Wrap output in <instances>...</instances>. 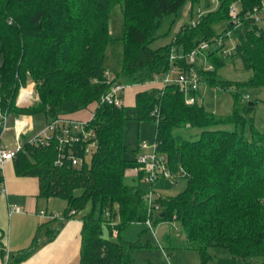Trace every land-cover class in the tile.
Wrapping results in <instances>:
<instances>
[{
  "label": "trees",
  "instance_id": "trees-1",
  "mask_svg": "<svg viewBox=\"0 0 264 264\" xmlns=\"http://www.w3.org/2000/svg\"><path fill=\"white\" fill-rule=\"evenodd\" d=\"M216 2L215 10L195 17V8L203 3L210 8V0H0V113L31 117L46 126L58 119L76 120L71 116L95 107L90 127L97 135L96 148L86 158L87 144L73 147V155L85 159L81 165L67 159L57 165L62 161L58 142L36 146L31 143L36 134L22 137V149L11 160L18 176L38 179L40 197L67 202L65 220L93 204L81 217L80 264H136L139 244L124 240L123 232L154 222L142 183L143 165L127 157L125 130L130 121L156 125L158 154L166 156L174 178L187 184L173 199L154 198L153 209L159 206L160 212L156 223L177 221L188 248L200 253L201 264H209L214 248L229 250L238 264H264V133L254 124L255 104L246 103L239 91L243 85L231 89L235 84L218 75L225 65L226 39L234 33L236 54L253 73L246 85L264 87V14L260 22L250 17L264 8V0ZM186 5H191L197 24H184L171 43L153 49L164 25ZM234 5L241 10L238 25L231 17ZM115 6L122 10L125 33L122 72L113 75L104 62ZM224 21L229 22L227 33L219 36L214 26ZM195 51L199 54L189 63ZM173 54L177 58L172 63ZM174 67L183 73L195 70L201 84L232 90L233 115L207 112L198 101L200 89L186 94L175 84L139 92L132 107L99 104L115 83L146 85ZM30 81L38 101L18 105L21 88ZM192 96L197 101L189 105L186 99ZM190 127L202 129L198 139L175 136V131ZM129 171L136 172L133 184L126 183ZM3 184L0 175V188ZM149 186L154 193V185ZM105 228L112 236L117 231L119 240L105 238ZM32 251L21 253L12 264L26 260Z\"/></svg>",
  "mask_w": 264,
  "mask_h": 264
},
{
  "label": "rangeland",
  "instance_id": "rangeland-1",
  "mask_svg": "<svg viewBox=\"0 0 264 264\" xmlns=\"http://www.w3.org/2000/svg\"><path fill=\"white\" fill-rule=\"evenodd\" d=\"M210 8H206L205 3L201 5V9L196 7L194 10L195 17L199 16L202 10V14H207L217 8V2L210 0ZM191 5L183 7L178 16L172 17L164 27L162 28L163 36L155 41L151 47L158 49L164 45L171 43L173 38L179 32L180 28L187 23H192L193 17L190 10ZM229 22H221L214 26V31L217 35H226ZM109 28H110V42L107 45L105 51L104 67L108 73L113 75L122 72L123 68V37L125 33V25L123 19V13L120 6H115L109 15ZM236 40L234 33L230 34V38L226 39V46L224 49L225 65L219 69L218 75L227 81L232 82L233 87L231 89L238 90L240 87V93L244 97V101L248 104H255V127L256 129L264 133V87H252L247 86L246 83L250 81L253 73L245 66L244 59L241 55L236 54ZM4 61L3 54H0V67ZM175 77V75H173ZM159 86V84H157ZM1 88V79H0ZM27 94L20 91L17 99V104H24L23 106H30L35 101H38V96L35 91V85L30 81L25 87ZM134 91V90H133ZM132 91V93H134ZM230 91L218 90L214 87H210L207 84L202 83L200 85V96L198 101L202 104L205 110L209 113L215 114L219 117H228L233 115L235 109V96ZM32 93V94H31ZM31 94V95H30ZM26 100V103L23 101ZM125 102V101H124ZM95 107L92 106L88 112H94ZM12 115L22 118L15 113ZM12 121V117L8 119L7 126L0 120V134L7 129ZM32 126L31 131L35 129L38 131V125L35 120L31 119ZM220 129L231 128L230 126H220ZM218 129V128H217ZM157 127L152 122H134L130 121L126 125L125 130V142L128 146L127 157L131 160H139L143 156H149L153 152L155 145ZM202 132L201 128H187L185 130L175 131V136L182 137L184 139H198ZM250 133V132H249ZM23 140V139H22ZM2 144L7 148L16 149L17 140L15 136H5L2 140ZM145 144L149 145L148 150H140ZM163 155H161L162 157ZM166 158V156H163ZM88 158V161H90ZM136 177L135 171H129L126 176V183L133 184V178ZM175 179V180H174ZM161 179L154 184V198L161 197L163 201L170 200L182 193L186 189V181ZM146 186L147 191L152 192V187L147 185L145 181H142ZM58 204H63L64 201L57 199ZM93 209V204L88 203L87 207L81 212L80 217L89 214ZM58 211V210H56ZM61 212V211H58ZM160 216V212L154 213V222L152 227L146 225H133L123 232V239L131 243L139 244L138 249L135 252L136 264H145L147 261H151L153 264H201L202 258L199 252L190 250L188 248L186 235L177 221L169 223H156L157 218ZM104 237L113 241H118L119 238L116 234L113 236L110 234L107 228L104 229ZM212 256L209 264H238L232 258L229 250L225 248L210 249Z\"/></svg>",
  "mask_w": 264,
  "mask_h": 264
},
{
  "label": "crops",
  "instance_id": "crops-1",
  "mask_svg": "<svg viewBox=\"0 0 264 264\" xmlns=\"http://www.w3.org/2000/svg\"><path fill=\"white\" fill-rule=\"evenodd\" d=\"M157 84L130 86L124 96L125 106H134L139 92L158 87ZM11 117L10 125L0 134V148H7L2 144L5 136H15L14 125L18 116L9 115L8 119ZM71 117L89 121L92 113L86 110ZM36 123L38 131L30 129L26 139L45 128L41 122ZM57 199L40 197L38 179L20 177L16 174L14 162L6 163L4 184L0 188V264H6V261L12 264L15 257L32 248L31 255L18 264H80L83 222L80 216L65 220L67 202L61 199L64 205L58 204ZM14 207L22 211L12 213ZM42 212L57 215L59 219L50 220Z\"/></svg>",
  "mask_w": 264,
  "mask_h": 264
},
{
  "label": "built area",
  "instance_id": "built-area-1",
  "mask_svg": "<svg viewBox=\"0 0 264 264\" xmlns=\"http://www.w3.org/2000/svg\"><path fill=\"white\" fill-rule=\"evenodd\" d=\"M218 1V0H215ZM240 8L238 5H234L231 9V17L233 18V22L235 24H239V13ZM264 14L263 9H255L252 14H250L251 18H255L256 22H260L261 15ZM202 16V13L199 14V17ZM198 22V18L193 21V25H196ZM221 44V42H220ZM203 49L208 48L207 44H203ZM199 52L195 51L189 58V63H193L196 60V56H198ZM177 56L173 54L170 58V61L173 63L176 60ZM212 70V67H210ZM175 75V77H173ZM109 78H112L110 74H108ZM111 80V79H110ZM159 83L162 88H165L169 85H177L179 89L188 94L189 91H197L200 89V78L195 70H192L190 73L178 72V70L174 67L168 72L165 76L161 78H156L152 84ZM130 85H126L123 83H115L111 86L108 94H106L102 101L99 104H109L121 108L125 105L124 96L127 92V89ZM26 88H21V91H26ZM32 94V93H31ZM30 94V95H31ZM197 99L192 96L186 99L187 104L193 105L195 104ZM157 112V111H156ZM155 114V113H154ZM153 114V115H154ZM8 114L0 113V119L7 126ZM89 121H78V120H68V119H58L48 125L45 128L37 133L32 139L31 143L36 146H49L51 142L57 141L59 144V150L62 153V161L61 159L56 163L57 165H62L63 160H70L73 166L81 165L85 159L76 158L73 155V147L78 144H87L85 148V157L87 158L92 152L93 149L97 146V135L94 129L90 127ZM32 126L31 120L24 116L22 118H18L15 121L14 131L15 137L17 140V148L16 149H8L5 147L0 148V175H4V168L7 162L11 161L16 157V154L22 149V137H24L30 130ZM142 150H148L149 145L145 144L141 147ZM69 152V156L65 155V151ZM139 163L142 164V169L145 171L144 181L149 185H154L160 178L165 179H173L171 171L166 167V158L161 157V155L157 152V144L155 143L153 147V152L149 156H143L139 160ZM149 206H150V214L153 215L156 211H159V206L154 207V195L153 191L148 194L147 197ZM13 212H21V208L14 207L12 208ZM42 215L47 217L50 220L59 219L57 215H48L45 212H42ZM109 215V214H107ZM148 225L152 227L151 221L148 222ZM117 235V231L114 232ZM8 261H6L7 264Z\"/></svg>",
  "mask_w": 264,
  "mask_h": 264
},
{
  "label": "bare ground",
  "instance_id": "bare-ground-1",
  "mask_svg": "<svg viewBox=\"0 0 264 264\" xmlns=\"http://www.w3.org/2000/svg\"><path fill=\"white\" fill-rule=\"evenodd\" d=\"M26 91H27V90H26ZM26 91H24V92H25V97H26V94H27Z\"/></svg>",
  "mask_w": 264,
  "mask_h": 264
},
{
  "label": "water",
  "instance_id": "water-1",
  "mask_svg": "<svg viewBox=\"0 0 264 264\" xmlns=\"http://www.w3.org/2000/svg\"><path fill=\"white\" fill-rule=\"evenodd\" d=\"M250 105H253L252 103ZM163 216V215H162Z\"/></svg>",
  "mask_w": 264,
  "mask_h": 264
}]
</instances>
